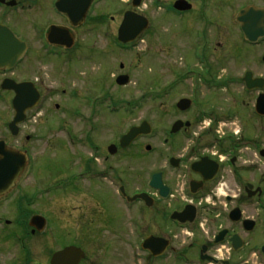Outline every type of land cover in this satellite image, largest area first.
<instances>
[{
	"label": "flooded vegetation",
	"instance_id": "flooded-vegetation-1",
	"mask_svg": "<svg viewBox=\"0 0 264 264\" xmlns=\"http://www.w3.org/2000/svg\"><path fill=\"white\" fill-rule=\"evenodd\" d=\"M3 1L0 35H16L28 45L21 37L28 35L32 24L28 12L35 7L43 9L42 0ZM177 1L170 2L168 11L186 22L184 30H192L189 35L203 36L199 40L198 59L209 70L218 68L215 62L221 57L219 48L223 46L219 32L227 12L238 25L236 18L242 10L250 7L264 10V0L248 1L238 10L237 0H185L191 6L188 10L175 9ZM230 12L236 13L234 17ZM57 15L67 19L63 14ZM39 25L40 22L34 24L37 32L29 34L47 35V30L38 28ZM216 35H220L219 39ZM242 43L253 49L263 45L264 39L256 44L243 39ZM231 47L228 49L226 44V52L234 57ZM51 49L59 52L54 54L55 58L75 50ZM41 58L39 53L32 54L28 45L13 69L0 67V103L5 98L12 109L16 93L5 85L13 83L31 82L40 96L37 106L25 114V121L18 126L17 136L12 135L9 127L13 110L4 113L0 108V128L12 139H19L18 145L10 144L6 137H0V141L27 157L12 190L0 195V264H51L56 253L69 247L83 254L72 264H264V144L254 142L252 137L236 138L221 129L198 131L194 119H177L189 122L190 127L164 138L161 144L143 143L151 134L138 137L126 148L120 146V139L141 123L132 125L106 145L100 146L90 138L86 147L91 157L77 156L74 165L82 188L79 193L91 195L97 208L79 209L80 213L71 217L76 218L79 226L91 219L95 223L90 229L78 227V230L57 225V193L47 190L52 181L46 179L51 177L45 176V165L36 159L31 147L47 139L40 133V127L52 131L57 123L42 110L46 91L42 79L36 74H20L22 65L29 61L28 68L34 69L44 61ZM263 58L264 53L260 56L264 66ZM120 68L123 70L124 66ZM248 72L253 79L263 80V88H245L249 95H254L256 105L258 97L264 94V74ZM218 78L219 75L215 76ZM220 82L226 86L229 80ZM51 93L53 90H48ZM190 99L193 105L195 99ZM55 108L59 106L56 104ZM189 111H179L178 115ZM164 130H171V126ZM178 135H185L187 142L171 143ZM125 160L135 165L133 182L126 176ZM83 181H88V187ZM100 250L104 255L96 254Z\"/></svg>",
	"mask_w": 264,
	"mask_h": 264
},
{
	"label": "rangeland",
	"instance_id": "rangeland-1",
	"mask_svg": "<svg viewBox=\"0 0 264 264\" xmlns=\"http://www.w3.org/2000/svg\"><path fill=\"white\" fill-rule=\"evenodd\" d=\"M53 1L42 0L43 9L35 7L28 12L32 24L28 35L21 37L28 43L31 53L41 54L44 61L37 63L34 69L28 68V61L20 67V74H36L42 79L46 90L42 110L57 123L52 131L40 127V133L47 139L35 142L31 147L36 159L45 165V176L51 177L46 179L52 181L47 190L57 193V225L62 229H70V226L72 229H90L89 226L95 223L91 219L80 222L79 226L76 218L71 217L80 213L79 209L93 211L97 208L91 195L79 193L82 188L74 165L77 156L91 157L86 147L90 138L100 146L106 145L132 125L147 121L153 128V136L143 143L161 144L164 138L170 137L165 128L177 119H194L198 131L221 129L236 138L252 137L254 142L264 144V120L255 115L254 95L246 92L242 81L246 71L264 74L260 62L264 44L253 49L243 44L240 29L234 19L228 17V12L219 32L223 46L219 48L221 57L215 62L218 68L209 70L198 59L201 53L199 40L203 36L189 35L192 30H184L186 22L170 14L168 6L173 0H143L140 9L135 11L149 18L150 27L127 48L117 42V31L124 13L134 10L132 0H97L87 21L77 29H72L67 19L57 15ZM248 1L257 0H237L236 9ZM235 14L230 12V16ZM37 22H40L38 28L46 30L51 24L73 30L75 50L72 54L55 58L48 49L46 35L29 34L37 32L34 29ZM196 26L194 23L193 27ZM226 44L228 49L232 46L234 57L228 56ZM121 74L130 77L126 87L115 83ZM217 75L220 78L216 80ZM220 81H225L226 86L219 84ZM48 90L55 94H48ZM183 97L195 101L190 111L180 116L176 103ZM3 99L0 108L9 113L12 111L10 103ZM0 137L18 145L19 139H12L1 128ZM170 142L182 144L187 141L185 135H178ZM134 168L132 161L125 160L126 176L131 182ZM83 184L89 185L88 181ZM102 252L96 254L104 255Z\"/></svg>",
	"mask_w": 264,
	"mask_h": 264
},
{
	"label": "water",
	"instance_id": "water-1",
	"mask_svg": "<svg viewBox=\"0 0 264 264\" xmlns=\"http://www.w3.org/2000/svg\"><path fill=\"white\" fill-rule=\"evenodd\" d=\"M93 0H58L55 4L56 10L68 16L73 27L83 24L85 15ZM141 0H133V7L137 8ZM177 10H188L191 6L184 0H179L174 5ZM244 39L256 44L264 39V10L250 7L240 12L237 17ZM149 26L147 18L134 12H126L118 29V41L123 44L134 42ZM1 29V25H0ZM8 31V30H7ZM47 41L51 45L62 46L67 49L73 47V37L68 29L52 26L47 35ZM27 50V45L21 42L15 35H0V67L13 68L18 60ZM264 62V58H263ZM123 67V65H121ZM246 87L251 89L263 88L262 79H253L251 72H247L243 78ZM119 86L129 84L128 76H119L116 79ZM6 89L13 90L16 96L13 100L15 117L10 124L13 135L18 134L17 126L25 119V113L33 109L39 99V93L32 83L5 85ZM192 102L189 99H182L177 103L180 111H187L191 108ZM255 111L257 115L264 117V94H261L256 102ZM190 123L177 121L173 124L171 133L176 134L184 127H189ZM151 126L148 122H143L139 127H134L120 140V146L128 147L138 136L149 135ZM112 149V148H111ZM264 156V151H262ZM26 156L20 152L7 149L4 142H0V195L9 192L21 175L25 164ZM82 252L77 248L69 247L62 252L56 253L51 260V264H72V262L82 257Z\"/></svg>",
	"mask_w": 264,
	"mask_h": 264
}]
</instances>
